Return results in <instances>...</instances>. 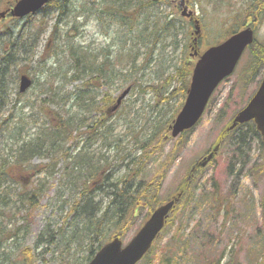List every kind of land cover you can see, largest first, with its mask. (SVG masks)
<instances>
[{
    "label": "rangeland",
    "instance_id": "rangeland-1",
    "mask_svg": "<svg viewBox=\"0 0 264 264\" xmlns=\"http://www.w3.org/2000/svg\"><path fill=\"white\" fill-rule=\"evenodd\" d=\"M11 1L13 0H0V13ZM179 1L176 0V3ZM185 1L188 11L193 12L191 19L200 21L199 44L193 43L195 27L189 25V17H183V8L169 4L160 5L158 13H146V17L151 14L153 16L147 20L142 19L141 23L148 24L149 28L140 25V30L134 33L119 26L118 32L109 30L105 23L93 16L96 12L92 3L86 8L90 11L88 20H84L86 16L61 19L62 32L57 30L55 36L52 33L55 13L45 16L38 13L34 18L27 16L24 19L0 16V30H3L0 32V62L12 50L7 27L18 32L26 26L21 29L24 33L20 34L14 45V59L8 67V78L5 79L9 83L5 86L7 96L4 100L0 92V160L11 152L12 137L21 134L20 139H29L41 126L48 123L41 110L46 108L48 111H61V107L51 99L64 106V113L71 114L76 110V100L71 96L82 81L74 80L70 72V46H83L97 55L109 51L115 56L118 52L119 78L118 83L110 88V93L117 99L126 88L131 87L118 114L113 115L108 122L114 127L118 138L124 139L126 135L131 136L134 130L142 128L149 131L144 134L148 135L158 120L171 118L175 113L177 116L182 108L181 103L184 104L186 98L175 96L167 101L169 91L179 85L173 81L168 88L170 76L184 64H190L193 68L200 55L192 54L195 51L203 53L218 42L225 32L233 29V12L242 3L251 0ZM261 7L264 8V3ZM173 18H176L174 26L164 24L165 20ZM251 23L252 20L246 26ZM188 27L190 31L187 30ZM239 29H242V25ZM189 32L192 33L191 36ZM255 32L258 41L264 44V20L259 26L256 25ZM141 34L143 36L140 37ZM56 52L59 54L56 55ZM247 59L248 55L244 54L234 74L225 79L215 91L202 119L184 138L167 139L160 149H153V158L147 167L148 180L161 176L162 166H159L163 160L169 163L173 161L161 185L162 202L177 193L195 163L219 142L233 115L249 101L257 89L263 69L253 80L248 77L249 80L245 83L241 81L246 73L244 68ZM66 72L70 73L66 76ZM22 74H27L33 80V85L27 92L19 95ZM140 84L159 86V95L156 96L153 91L140 90ZM104 90H107L106 86L96 91V102L101 100ZM44 98L48 100L46 105L42 103ZM250 132L249 127H244L239 132L230 134L226 143L223 140L219 142L223 143L216 157L195 174L190 195L171 214L149 256L138 264H206L207 261L217 264L218 261L226 262L230 254L236 258L233 264H255L258 261L259 252L264 250V149L259 139ZM84 134L83 130L75 133L77 140L68 141L67 146L74 148L78 142L82 145ZM126 140L129 149L132 148L133 144ZM107 144L104 140L95 139L90 151L96 157L110 156L116 163L114 148ZM169 154L172 157L168 158ZM49 164L48 158L36 157L29 170L17 172L18 175L21 174L20 178H25L27 184L31 181L30 187L41 183L46 190L33 215L30 235L23 242L31 247L37 244L38 236L48 224L55 230L67 224L63 222L64 214L57 211V194L63 165L58 162L48 168ZM8 186L10 184L6 185ZM11 188L15 190L16 185ZM215 200L218 201L217 204ZM20 217L21 215L18 220L22 222ZM145 217H148L146 211L125 227V236L121 238L124 244L140 229ZM7 218H0V224L5 222L10 226ZM2 245H9V242L3 241L0 247ZM46 247L47 245L38 247L37 252L42 253ZM48 247L50 249L46 251L45 260L42 259L37 264H68L75 256L81 259L84 255L82 251L78 255L68 253L61 246ZM15 254L18 255L17 249ZM0 264L9 263L0 260Z\"/></svg>",
    "mask_w": 264,
    "mask_h": 264
},
{
    "label": "trees",
    "instance_id": "trees-1",
    "mask_svg": "<svg viewBox=\"0 0 264 264\" xmlns=\"http://www.w3.org/2000/svg\"><path fill=\"white\" fill-rule=\"evenodd\" d=\"M16 2L17 0L11 1L4 11L9 10ZM90 3L96 12L93 16L101 23H105L109 30L118 32L119 26L131 33L140 30V25H144L146 29L149 28V25L141 23V20H147L153 16L151 14L146 17L144 16L146 13H158L160 5L169 4L179 7L176 0H50L40 11L30 16H36L38 13H43V16L51 12L55 13L56 17L53 18L55 21L52 25V33L55 36L57 30L62 32L61 19L65 20L71 16H75L74 19H79L86 16L84 20H88L90 11L86 8ZM263 3L260 0L242 3L232 15V19L235 18V27L225 32V35L215 44L237 32L241 25L242 28L246 27L250 20H252L250 26L256 30V25L259 26L264 20V8L261 7ZM175 19L165 20L164 24L174 26ZM188 20L189 25L194 27L195 21L190 18ZM24 27L26 26L24 25L22 28ZM21 29L15 32L7 27L8 41L12 50L0 62V83L3 86L0 85V92L3 100L7 96L5 86L9 83L8 80H5L8 78V67L14 59V45L22 33ZM187 30L190 31V27ZM2 31L0 30V32ZM190 34L192 33L189 32V36H191ZM194 40L195 38H193V42ZM64 53L66 54V52ZM245 54L248 55V59L244 68L246 73L244 72L245 74L241 78L244 83L249 78L253 80L257 77L262 69L264 74V44L256 38L254 43L247 48ZM68 58L72 62L70 72L73 74V79L82 81L81 86H77L71 96L76 100V110L71 114L64 113V106L51 99L61 107V111H48L46 108L41 110V113L47 117L48 123L41 126L33 134L35 136L32 135L29 139H20L21 134L18 137H12L11 152L8 156H4L3 160H0V218L8 217L7 220L9 219L10 223V226H7L5 222L0 224V244L3 241L9 242V245L0 247V260H5L9 264H37L38 261L45 260L46 251L50 249L48 246H61L68 253L74 252L75 255L82 251L84 255L81 259L75 256V259L68 264H88L104 244L117 236L124 238L125 227L132 223L140 213L146 211L149 217L158 206L165 202H162L160 198L161 185L173 161L169 163L167 160H163L161 162L159 166H162L161 176H155L154 179L148 180L146 174L148 164L153 158V149L155 147L160 149L167 139L172 138L170 127L176 113L171 118L155 122L153 130L148 135L144 134L149 131L142 128L134 130L131 136L126 135L124 139L118 138V135L114 133V127L108 124L110 118L118 114L120 109L112 111L117 99L110 93V88L118 83L119 78L118 52L115 56L109 51L97 55L83 46H70ZM192 71L193 68L190 64H184L170 76L167 87L170 88L173 81L178 82L179 85L169 91L167 101H171L175 96L186 98ZM70 72H66V76ZM105 86L107 90L103 91L101 100L96 102V91ZM138 88L145 92L153 91L156 96L160 93V87L155 85L140 84ZM42 103L48 104L47 98H44ZM182 105L183 103H181V107ZM244 127H249L253 136L259 139L260 145L264 149L261 133L253 121L241 124L231 132H223L219 142L224 136L223 142L226 143L230 134L235 131L239 132ZM81 130L85 133L84 136L82 135L83 144H78V142L74 148H69L68 141L77 140V134H74ZM191 130H187L179 138H184ZM95 139L104 140L109 147L114 148L113 156L117 157L116 163L111 160L110 156L96 157L91 153L90 147ZM126 139L133 144L132 148L129 149ZM89 141L90 143L87 144L86 142ZM36 157L48 158L50 160L48 168L58 162L63 165L57 194L59 199L57 211L64 214L63 222L67 224L58 230L52 229L48 224L44 232L38 236L37 244L35 243L31 247L24 245L23 242L30 235L33 215L46 190L41 183L30 187L31 181L27 184L25 178L23 176L20 178L21 174L18 175L17 172L29 170L31 162ZM167 157L170 158L172 155L169 154ZM118 160L120 164H118ZM201 169L202 167H198L191 179H189L190 171L185 183L177 191V193L179 191L184 193L171 214L190 195L195 174ZM7 184L10 186L6 187ZM13 185H16L15 190L11 188ZM14 191L16 192L14 193ZM215 203L217 204L218 201L215 200ZM225 206L223 205V207ZM7 210H9L8 213ZM19 215H21L22 222L18 220ZM148 217H145L144 221ZM46 245V250H43L42 253L37 252L38 247ZM15 249L18 250V255L15 254ZM9 250L10 254H8ZM149 253L150 251L143 259L147 258ZM259 254L260 257L255 264H264V250ZM15 255L16 257H13ZM235 259L230 254L226 262L218 261L217 264H233ZM206 264H212V262L207 261Z\"/></svg>",
    "mask_w": 264,
    "mask_h": 264
},
{
    "label": "water",
    "instance_id": "water-1",
    "mask_svg": "<svg viewBox=\"0 0 264 264\" xmlns=\"http://www.w3.org/2000/svg\"><path fill=\"white\" fill-rule=\"evenodd\" d=\"M49 1L17 0L15 5L9 11L2 12L1 16L5 17L9 13L12 17L23 19L41 10ZM178 4L180 8H183L182 15L184 17L193 16V12L188 11L185 0H180ZM195 34L197 36L201 34L198 19L195 21ZM254 41V29L248 26L233 33L223 42L209 47L199 56L193 69L184 105L170 127L172 138H178L182 133L198 124L218 85L234 73L243 53ZM196 54H198L197 51ZM31 86L32 79L26 74L22 75L20 92H26ZM130 91L131 87H128L118 97L117 103L112 107L113 112L120 107ZM251 121L255 123L264 142V76L248 103L234 115L227 131L234 130L239 125ZM221 144L222 142L214 146L194 165L189 179L198 167L204 168L216 157ZM183 193L180 191L167 202L158 206L127 244H124L119 236L113 238L102 246L88 264H138L151 250L155 240L165 228L170 213L182 198Z\"/></svg>",
    "mask_w": 264,
    "mask_h": 264
}]
</instances>
